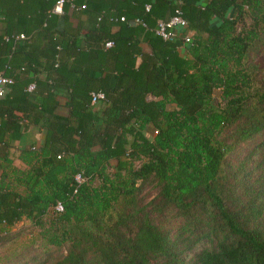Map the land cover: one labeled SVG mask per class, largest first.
Wrapping results in <instances>:
<instances>
[{"label":"trees","instance_id":"16d2710c","mask_svg":"<svg viewBox=\"0 0 264 264\" xmlns=\"http://www.w3.org/2000/svg\"><path fill=\"white\" fill-rule=\"evenodd\" d=\"M56 1L42 0L39 22L7 37L22 34L25 45L0 67L13 79L0 97V145L7 133L19 137L31 109L46 132L43 145L20 150L21 167L0 159V242L15 246L0 264H264V0H156L148 11L150 0H135L117 13L92 11L94 0L65 3L63 13L94 18L84 40L98 49L80 59L109 56L114 75L96 90L86 79L64 118L45 106L73 72L63 53L83 46L78 33L50 30ZM177 8L191 33L184 47L153 31ZM136 18L145 29L130 25ZM35 26L51 44L43 57ZM21 221L32 228L26 237L13 231Z\"/></svg>","mask_w":264,"mask_h":264},{"label":"crops","instance_id":"0c3cea01","mask_svg":"<svg viewBox=\"0 0 264 264\" xmlns=\"http://www.w3.org/2000/svg\"><path fill=\"white\" fill-rule=\"evenodd\" d=\"M146 1V0H144ZM142 0V2H144ZM149 1V0H148ZM167 2H171L173 5L176 3V7L181 5V0H166ZM190 1V0H189ZM195 6L203 7L208 3V0H195ZM155 4L156 0H150L148 3L144 4V6H150L151 4ZM45 3L42 0H0V67L2 66V62L6 61L10 58V50L17 51L20 48H24L23 40H7V37L10 35L18 34L19 32L26 31L31 24L36 25V22H39V17L43 15L44 5ZM135 5V0H94L92 3L91 10L97 11L101 6L110 8L112 13L117 12H128ZM234 10L229 11V16L233 14ZM170 13V12H169ZM54 16L51 23L50 30L54 33L56 32H64L67 31L68 34H79V38L82 39V49L75 51L74 55L68 57V53H63L64 61L68 62L69 69L73 70V72H65L64 81L59 82V85L54 90L52 102L49 103L45 107H53L52 111L54 115L59 117H66L69 113L68 108V97L71 93L82 91L86 92L83 85L86 79L91 78V82H89V86H91L92 90H96L99 86V80L109 78L114 75L113 71V63L111 58L106 59V57H100V59H96L91 55V58L84 57L80 59L82 56L79 53L89 54L92 51H96L98 46H92L91 48L86 47V40H84V35L88 33V31L92 28L94 24V18L89 14L83 13L81 11L75 10L72 11L70 8L64 10V13L61 15L53 14ZM166 18L170 16V14L166 13ZM165 18V19H166ZM136 19L131 22V26H138L136 23ZM139 20V19H138ZM158 21V20H157ZM144 28L143 26H141ZM145 29V28H144ZM112 32L117 31V27H112ZM39 29L35 26L32 31V35L34 34V42L33 46H39L38 51L42 52L41 57L44 56L50 49V45L44 38V35H39ZM67 36H65L62 40L65 41ZM61 40V42H62ZM65 45V43H64ZM139 47L143 53H150V47L143 42H140ZM22 48V49H23ZM26 50H29L28 48ZM105 52V51H104ZM46 59V58H45ZM44 60V59H42ZM44 62V61H43ZM41 80L46 77V73L41 71L38 76ZM33 95V94H32ZM39 98H43L40 91L38 94L32 96L31 99L41 100ZM92 105V104H91ZM95 109L99 107V104L92 105ZM15 117L22 120L23 115L20 112L14 113ZM46 115V114H45ZM38 118L37 122H33V119ZM42 115L39 113V110L31 109L28 111L27 119H23L22 122L26 125L25 130H21L19 132V137L15 138L10 136L9 133L5 135L4 141L7 144V147L4 148L3 145H0V159L4 157H8L13 161V165L17 167H21L22 165L18 161L19 152L22 149H26L29 147H39L43 145L46 137V132L43 129L42 125ZM6 120L0 119V126ZM22 126V123H21ZM153 129L151 125L147 129Z\"/></svg>","mask_w":264,"mask_h":264},{"label":"built area","instance_id":"2783aa9c","mask_svg":"<svg viewBox=\"0 0 264 264\" xmlns=\"http://www.w3.org/2000/svg\"><path fill=\"white\" fill-rule=\"evenodd\" d=\"M74 0H57L54 4L51 13L56 15L63 14V7L65 3H70L72 5ZM146 11L149 10V6H145ZM120 21H124V18L121 17ZM136 23L141 24L143 27H146L145 24L140 21L136 20ZM187 28V22L182 17V12L179 8L175 9L173 14L169 16L165 20L158 21L155 28L153 29L154 33L161 37L164 41H172L175 38L181 39V46L184 47L186 45H189L191 43V33L184 34L183 30H186ZM15 40H25L26 37L22 34L16 35ZM112 43L108 42L106 43V47H111ZM180 46V47H181ZM13 83L12 78H8L2 75L0 73V97L4 96L8 92V87ZM34 90V84H30L27 87L28 92H32ZM105 99L104 95L102 93H92L91 94V104L97 105L101 101ZM77 182H82L83 180L80 178V176L76 177ZM56 212H62L63 208L61 204H57L54 208Z\"/></svg>","mask_w":264,"mask_h":264},{"label":"rangeland","instance_id":"374dc122","mask_svg":"<svg viewBox=\"0 0 264 264\" xmlns=\"http://www.w3.org/2000/svg\"><path fill=\"white\" fill-rule=\"evenodd\" d=\"M220 91L217 90L214 92L213 94V98H214V104L218 105V103H220ZM147 134L151 137H153L156 133L153 129H147ZM246 152V148H243L241 150H239V154L240 155H244V153ZM254 159H257L256 156L254 157ZM155 194V191L152 190L150 197H152ZM19 230H23L24 232V237H26V235L32 230V228L30 229V224L27 221H21L15 228L13 231H15L14 233H16ZM23 238H21L20 241H22ZM15 249L14 246V242H10V243H2L0 242V258L4 257L5 255H7L8 253H11L13 250ZM192 258L191 255H187L185 256V261H189Z\"/></svg>","mask_w":264,"mask_h":264}]
</instances>
